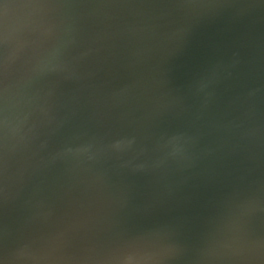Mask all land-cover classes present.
Returning a JSON list of instances; mask_svg holds the SVG:
<instances>
[{
  "label": "water",
  "instance_id": "95a60500",
  "mask_svg": "<svg viewBox=\"0 0 264 264\" xmlns=\"http://www.w3.org/2000/svg\"><path fill=\"white\" fill-rule=\"evenodd\" d=\"M0 264H264V0H0Z\"/></svg>",
  "mask_w": 264,
  "mask_h": 264
}]
</instances>
